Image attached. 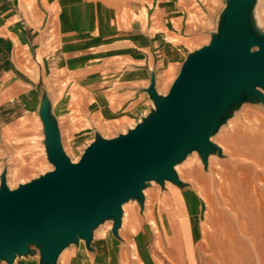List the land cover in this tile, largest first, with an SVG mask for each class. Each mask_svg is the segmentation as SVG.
<instances>
[{"label": "rangeland", "instance_id": "obj_1", "mask_svg": "<svg viewBox=\"0 0 264 264\" xmlns=\"http://www.w3.org/2000/svg\"><path fill=\"white\" fill-rule=\"evenodd\" d=\"M7 4L4 8L17 13L9 17L3 11L6 17L0 21V173L5 169L6 184L13 189L54 168L38 114L43 93L57 120L62 149L76 162L96 133L104 138L125 133L154 108L145 91L150 74L157 94L165 95L187 54L209 42L225 0ZM253 19L264 31V0H256ZM263 133L264 106L241 103L210 137L221 148L219 155L210 154L204 166L196 150L188 153L174 166L182 186L150 180L142 189V208L136 199L122 204L118 237L111 232L112 221L105 220L93 231L91 249L79 240L62 249L57 264H264V203L246 215L253 221L244 233L217 198L218 170L238 177L239 152L264 142ZM194 180L220 209L207 227L214 237L211 246L200 240L209 213ZM12 264H38V255L16 257Z\"/></svg>", "mask_w": 264, "mask_h": 264}, {"label": "water", "instance_id": "obj_2", "mask_svg": "<svg viewBox=\"0 0 264 264\" xmlns=\"http://www.w3.org/2000/svg\"><path fill=\"white\" fill-rule=\"evenodd\" d=\"M256 0H225L207 44L187 54L165 95L154 74L145 91L154 108L125 133L94 140L72 162L62 149L57 120L45 93L38 114L46 157L53 165L16 188L0 173V261L38 255V264H57L59 253L112 221L118 237L122 204L136 199L154 180L182 186L174 166L193 150L204 164L221 148L210 140L243 102L264 106V31L253 19Z\"/></svg>", "mask_w": 264, "mask_h": 264}, {"label": "bare ground", "instance_id": "obj_3", "mask_svg": "<svg viewBox=\"0 0 264 264\" xmlns=\"http://www.w3.org/2000/svg\"><path fill=\"white\" fill-rule=\"evenodd\" d=\"M257 139H258V136H257ZM254 140H256V138ZM257 142H258V140L256 141V143ZM239 143H240V141H239ZM254 144H255V142H254ZM237 151H239V149ZM237 151H235V156L240 155L242 157L240 160V163L238 164V170L240 173H239L238 177H236L234 172H232V174L234 173V176L233 175L229 176L228 173H225L223 170L221 171V169H219L218 173H217V175H219V177H220L217 180V183L219 186V195H218V197L217 196L216 197L219 198L218 202L220 204L226 206L227 209L231 212L232 218H234L236 220V223H238L236 226H239V229L245 233V231L247 229V224H249V222L253 221L252 218L249 221H246V218L248 219V217H246V215L249 216L248 213L251 210V208H254V206L258 205L259 203H264V142L263 141L259 142L257 144V146H255L254 148H248L246 151L240 150L242 153L239 152V155H237L238 153L236 154ZM231 153L230 154L233 156L234 149ZM231 171H232V169H231ZM204 180H205V178H204ZM194 182H197V180L196 181L194 180ZM198 184L199 183L197 182L196 185H198ZM197 190H198L199 195L202 197L204 203L206 204L205 206H206L207 211L209 213V216L207 218H205L203 221L204 226L201 227L200 240L202 238L203 244L206 242L207 245L211 246L214 243V237L211 234V230H209L208 228L211 226L210 222L214 221L213 220V211L215 210L217 212L216 214H214V216H217L220 209L218 210V207L216 206L217 204H215L214 200H212V197L210 196V193H208V191L205 189V186L199 184ZM247 210H248V212H247ZM124 213H125V211H124ZM124 220H125V218H124ZM257 232H259V231H257ZM258 234L260 236V233H258ZM240 235L242 236V234H240ZM228 238H231L230 233L228 234ZM248 238L253 240L252 235L248 236ZM222 240L226 241L225 239H222ZM241 240H242V238H241ZM102 245H103V243H102ZM131 246L134 247V243H131ZM107 247H106V249H107ZM199 249H200V247H199ZM133 257L134 258L139 257L137 252L133 253ZM197 258H199L201 260V256L198 255ZM78 263H80V262H78Z\"/></svg>", "mask_w": 264, "mask_h": 264}, {"label": "crops", "instance_id": "obj_4", "mask_svg": "<svg viewBox=\"0 0 264 264\" xmlns=\"http://www.w3.org/2000/svg\"><path fill=\"white\" fill-rule=\"evenodd\" d=\"M7 2H8V0H0V21H2V19H3V17H6V15H8L9 17H13V14H15V13H17L15 10H13V9H10V8H4V5L5 6H9L8 4H7ZM3 11H4V14H6V15H4L3 16ZM16 15V14H15ZM2 25H0V27H1ZM3 33L1 32L0 33V51L2 50V46H3V43H4V41H3V38H2V35ZM7 44V43H6ZM8 45V44H7ZM6 47H8V46H6ZM0 69H2V67H0ZM198 256V255H197ZM197 256L196 257H194V258H197ZM198 259V258H197ZM196 259V261L198 262L200 259H198L197 260ZM168 264H171V263H168ZM189 264H193V263H189Z\"/></svg>", "mask_w": 264, "mask_h": 264}]
</instances>
